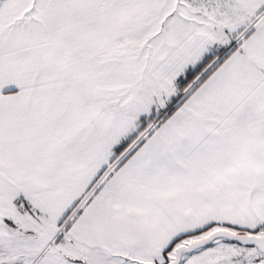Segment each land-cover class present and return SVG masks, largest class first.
Wrapping results in <instances>:
<instances>
[{"label": "snow or ice", "instance_id": "snow-or-ice-1", "mask_svg": "<svg viewBox=\"0 0 264 264\" xmlns=\"http://www.w3.org/2000/svg\"><path fill=\"white\" fill-rule=\"evenodd\" d=\"M0 264H264V0H0Z\"/></svg>", "mask_w": 264, "mask_h": 264}]
</instances>
